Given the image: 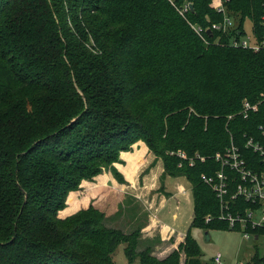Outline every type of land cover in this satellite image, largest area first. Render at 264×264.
Masks as SVG:
<instances>
[{"label":"trees","instance_id":"1","mask_svg":"<svg viewBox=\"0 0 264 264\" xmlns=\"http://www.w3.org/2000/svg\"><path fill=\"white\" fill-rule=\"evenodd\" d=\"M223 1L241 30L249 19L264 34V0ZM222 20L213 0H0V264H115L122 244L130 263L180 264L184 251L186 264H213L190 232L159 259L140 250L139 230L109 227L93 205L59 213L83 181L106 169L118 176L113 164L143 141L165 176L191 184V227L242 231L218 219L220 202L203 176L215 175L214 156L232 143L249 168L264 169L246 147L249 139L264 146V52L192 27ZM245 101L257 106L248 119ZM251 205L238 199L232 213ZM246 233L254 237L250 264H264L256 244L264 230Z\"/></svg>","mask_w":264,"mask_h":264},{"label":"crops","instance_id":"2","mask_svg":"<svg viewBox=\"0 0 264 264\" xmlns=\"http://www.w3.org/2000/svg\"><path fill=\"white\" fill-rule=\"evenodd\" d=\"M112 168L118 176L106 169L94 180L83 181L80 190L69 195L59 217L65 219L93 205L106 215L109 227L125 233L139 230L140 250L150 247L157 258H167L185 243L192 226L191 184L184 177L165 176L163 161L143 141L133 145L131 151L122 152ZM184 180L190 188L179 190L183 186L179 182ZM253 256L232 264L248 263Z\"/></svg>","mask_w":264,"mask_h":264},{"label":"built area","instance_id":"3","mask_svg":"<svg viewBox=\"0 0 264 264\" xmlns=\"http://www.w3.org/2000/svg\"><path fill=\"white\" fill-rule=\"evenodd\" d=\"M214 10L223 16V20L219 23H212L211 27L203 29L198 25H193L195 32L202 38L203 35L208 34V31L220 32L222 35L230 37L229 45L233 48L249 49L254 52H264V34L258 36L253 29L252 38L245 39V32L239 28L240 23L233 19L232 12H230L223 0H213ZM189 5H185L180 11L181 14L188 12ZM264 9V2H263ZM260 27L264 31V12L260 19ZM257 106H252L248 101L244 102V112L241 115L248 119L251 110H256ZM231 118V117H230ZM259 130L264 136V125L259 127ZM247 148L257 154L264 167V146L253 139L247 141ZM177 155L182 159H188L187 155L183 152H178ZM195 159L205 161V158L197 155ZM216 162L220 164V169L212 177L203 176L204 182L216 194L221 208L219 220L227 221L231 229L236 228L238 225L244 232L247 240L254 238L246 233L249 228L263 229L264 230V169L255 171L248 166V162L233 143L226 149L225 153H217L214 156ZM190 165H194V159L190 160ZM227 170L234 174L230 177ZM238 181L236 190L230 194L229 183L230 181ZM238 199H243L250 202L252 205L244 210L236 209L235 214L232 213V204ZM212 217L207 218L209 222ZM213 264H227L222 254H217L212 259ZM235 264H250L238 261Z\"/></svg>","mask_w":264,"mask_h":264},{"label":"rangeland","instance_id":"4","mask_svg":"<svg viewBox=\"0 0 264 264\" xmlns=\"http://www.w3.org/2000/svg\"><path fill=\"white\" fill-rule=\"evenodd\" d=\"M173 1V0H170ZM214 7V2H213ZM181 10V8H180ZM232 17L234 20L240 23V18L237 13H233ZM253 22L246 19L243 23V31L245 32V39L252 38L253 36ZM109 170V169H108ZM183 188L179 187V190L189 189V184L187 181H180ZM76 209L72 210V212ZM190 213L188 214V218ZM189 222V221H188ZM109 225V224H108ZM184 227V226H183ZM188 229V227H187ZM191 236L197 242L200 251L202 253V261L210 262L217 254H222L225 258L227 264H232L238 259L248 257L255 253L254 242L252 240H247L244 236L243 231H224V230H209L206 231L202 228L191 227L189 230ZM256 244L259 247L260 255H264V237H262ZM126 245L122 244L118 247L115 252L113 259L115 264H141L140 259L136 258L133 263H130L125 255ZM187 257L184 251H181L180 264H186Z\"/></svg>","mask_w":264,"mask_h":264},{"label":"water","instance_id":"5","mask_svg":"<svg viewBox=\"0 0 264 264\" xmlns=\"http://www.w3.org/2000/svg\"><path fill=\"white\" fill-rule=\"evenodd\" d=\"M190 9L193 11V9H194V5L193 4H190ZM208 33L211 35L210 31H208Z\"/></svg>","mask_w":264,"mask_h":264}]
</instances>
